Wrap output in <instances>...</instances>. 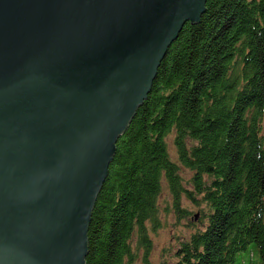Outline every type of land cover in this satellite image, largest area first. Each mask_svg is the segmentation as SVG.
I'll return each instance as SVG.
<instances>
[{
	"label": "water",
	"instance_id": "95a60500",
	"mask_svg": "<svg viewBox=\"0 0 264 264\" xmlns=\"http://www.w3.org/2000/svg\"><path fill=\"white\" fill-rule=\"evenodd\" d=\"M208 0H0V264H84L114 145Z\"/></svg>",
	"mask_w": 264,
	"mask_h": 264
},
{
	"label": "trees",
	"instance_id": "16d2710c",
	"mask_svg": "<svg viewBox=\"0 0 264 264\" xmlns=\"http://www.w3.org/2000/svg\"><path fill=\"white\" fill-rule=\"evenodd\" d=\"M204 9L169 46L116 139L84 264H135L136 238L149 264L162 180L177 212L182 195L199 211L161 264H234L249 243L264 264V0H208ZM169 135L191 190L168 155Z\"/></svg>",
	"mask_w": 264,
	"mask_h": 264
},
{
	"label": "rangeland",
	"instance_id": "374dc122",
	"mask_svg": "<svg viewBox=\"0 0 264 264\" xmlns=\"http://www.w3.org/2000/svg\"><path fill=\"white\" fill-rule=\"evenodd\" d=\"M165 142L170 159L178 164L183 187L191 190V172L182 167L177 161L176 151L173 145V135L167 136ZM156 205V228L148 230L151 243V248L147 255V262L149 264H161L163 261L168 262L171 260L178 239L187 236L196 227V222H191L190 218L199 211L195 205L182 195L179 208H182L183 211L177 212L174 209L173 197L163 180ZM136 242L137 238L134 240L135 244H133V248L136 251L135 264H145L144 251L137 249ZM234 264H259V257L255 245L249 243L245 246L244 250L237 252L234 256Z\"/></svg>",
	"mask_w": 264,
	"mask_h": 264
},
{
	"label": "bare ground",
	"instance_id": "6f19581e",
	"mask_svg": "<svg viewBox=\"0 0 264 264\" xmlns=\"http://www.w3.org/2000/svg\"><path fill=\"white\" fill-rule=\"evenodd\" d=\"M179 33H180V32H179ZM178 35H179V34H178ZM177 37H178V36H177ZM175 40H176V39H175ZM175 40H174V41H175ZM162 60H163V59H162ZM156 73H157V72H156ZM146 97H147V96H146ZM144 100H145V99H144ZM107 173H108V171H107ZM106 176H107V175H106ZM105 178H106V177H105ZM104 180H105V179H104Z\"/></svg>",
	"mask_w": 264,
	"mask_h": 264
}]
</instances>
